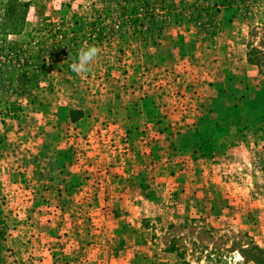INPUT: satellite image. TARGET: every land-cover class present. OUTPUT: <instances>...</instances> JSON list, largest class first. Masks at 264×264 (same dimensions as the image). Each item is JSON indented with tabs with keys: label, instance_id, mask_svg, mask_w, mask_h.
Returning a JSON list of instances; mask_svg holds the SVG:
<instances>
[{
	"label": "rangeland",
	"instance_id": "obj_1",
	"mask_svg": "<svg viewBox=\"0 0 264 264\" xmlns=\"http://www.w3.org/2000/svg\"><path fill=\"white\" fill-rule=\"evenodd\" d=\"M19 1L0 264H264V0Z\"/></svg>",
	"mask_w": 264,
	"mask_h": 264
},
{
	"label": "trees",
	"instance_id": "obj_2",
	"mask_svg": "<svg viewBox=\"0 0 264 264\" xmlns=\"http://www.w3.org/2000/svg\"><path fill=\"white\" fill-rule=\"evenodd\" d=\"M28 6V2H20L19 0H5L3 4L1 5V18L0 21L3 20V23L0 22V41H4L3 35L5 33L7 34H13L18 31L16 24H14L15 19L17 16L19 17L18 23H21L23 21V16L25 13V9ZM15 53L16 50L13 46L10 44L3 42V45H0V54H5V53ZM264 107V105H263ZM253 249L257 252H261L258 248L253 246ZM264 254V252H262Z\"/></svg>",
	"mask_w": 264,
	"mask_h": 264
},
{
	"label": "clouds",
	"instance_id": "obj_3",
	"mask_svg": "<svg viewBox=\"0 0 264 264\" xmlns=\"http://www.w3.org/2000/svg\"><path fill=\"white\" fill-rule=\"evenodd\" d=\"M100 48L96 45H88L78 50L76 58L69 64V68L77 75L91 71V65L98 59Z\"/></svg>",
	"mask_w": 264,
	"mask_h": 264
},
{
	"label": "crops",
	"instance_id": "obj_4",
	"mask_svg": "<svg viewBox=\"0 0 264 264\" xmlns=\"http://www.w3.org/2000/svg\"><path fill=\"white\" fill-rule=\"evenodd\" d=\"M165 133H166V132H165ZM137 256L139 257V254H137ZM143 256H145V254H144ZM142 261H143V260H142ZM145 261L147 262L146 258H145Z\"/></svg>",
	"mask_w": 264,
	"mask_h": 264
}]
</instances>
